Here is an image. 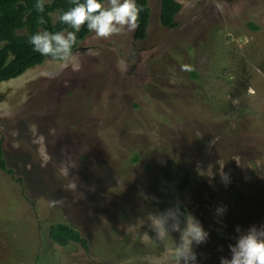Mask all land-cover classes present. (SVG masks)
Listing matches in <instances>:
<instances>
[{"label":"rangeland","instance_id":"obj_1","mask_svg":"<svg viewBox=\"0 0 264 264\" xmlns=\"http://www.w3.org/2000/svg\"><path fill=\"white\" fill-rule=\"evenodd\" d=\"M178 2L175 28L148 0L145 39L90 32L79 71L0 82V264H173L179 234L157 242L147 218L177 204L209 232L198 264L264 227V0ZM57 222L88 250L53 243Z\"/></svg>","mask_w":264,"mask_h":264},{"label":"clouds","instance_id":"obj_2","mask_svg":"<svg viewBox=\"0 0 264 264\" xmlns=\"http://www.w3.org/2000/svg\"><path fill=\"white\" fill-rule=\"evenodd\" d=\"M72 3L73 7L58 16L59 23L69 27L71 31L44 30L30 35L28 40L34 52L51 57L60 62L61 67L70 68L74 72L81 68L79 52H74L80 46L73 51L81 26L86 25L96 37L104 39L125 29L135 30L138 26L140 9L135 0H107L106 5L102 0H72ZM35 8L42 13L44 0H37ZM40 23H45L42 17ZM40 74L50 78L57 75L47 67L41 68ZM220 175L224 183L229 182L227 173L221 172ZM216 211L218 215H222L225 208L219 207ZM147 222L155 233L154 240L157 242L166 241L173 232L179 234L178 241L173 244V264H198L195 248L207 242L209 232L196 216L176 205L161 213L150 214ZM236 231L240 233L239 228ZM228 248L230 258L221 257L220 264H264V227L253 226L247 232L240 233L235 243L230 244Z\"/></svg>","mask_w":264,"mask_h":264},{"label":"trees","instance_id":"obj_3","mask_svg":"<svg viewBox=\"0 0 264 264\" xmlns=\"http://www.w3.org/2000/svg\"><path fill=\"white\" fill-rule=\"evenodd\" d=\"M107 0H102L104 3ZM83 2V0H81ZM37 0H0V82L16 78L24 73L27 69L42 64L46 59L51 57L41 56L33 51L32 45L29 43V36L37 32L47 30L56 32L71 29L62 25L58 21L61 12L69 10L73 7L72 0H44V11L38 12L35 8ZM137 7L140 9L137 28L134 31L136 40L146 38V29L149 24L151 7L148 0H135ZM159 23L165 28H175L178 25L176 15L180 10L178 0H160L159 4ZM57 15V19H54ZM45 23H40V18ZM249 28H257L253 23H248ZM90 33L86 25L81 26V31L77 33V42L73 48L79 46L85 37ZM190 77L198 79L195 70L190 71ZM1 98V95H0ZM3 139H0V170L7 174L13 173V168L7 166V160L4 158L2 145ZM139 158L138 153L134 152L131 162H136ZM148 167V165H146ZM21 181V178H18ZM182 208V205L177 204ZM218 233H223L221 230ZM49 239L59 245L66 246L70 242L79 243L86 251L89 248L88 240L81 235L79 230L74 226L57 222L49 226Z\"/></svg>","mask_w":264,"mask_h":264},{"label":"flooded vegetation","instance_id":"obj_4","mask_svg":"<svg viewBox=\"0 0 264 264\" xmlns=\"http://www.w3.org/2000/svg\"><path fill=\"white\" fill-rule=\"evenodd\" d=\"M79 50V49H78ZM78 50H75L74 52L78 51Z\"/></svg>","mask_w":264,"mask_h":264}]
</instances>
